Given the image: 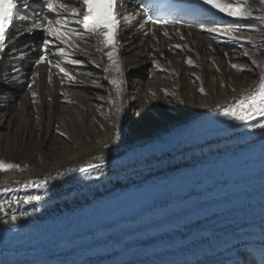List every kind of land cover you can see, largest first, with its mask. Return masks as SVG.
Here are the masks:
<instances>
[{
	"label": "bare ground",
	"instance_id": "1",
	"mask_svg": "<svg viewBox=\"0 0 264 264\" xmlns=\"http://www.w3.org/2000/svg\"><path fill=\"white\" fill-rule=\"evenodd\" d=\"M70 1L76 6L80 3ZM248 1L256 9L254 16L231 25L239 27L240 40L209 32L210 27L155 28L149 35H142L136 26L122 30L119 74L109 67L100 42L87 31L84 36H55L51 74L45 65L27 69L22 64L31 52L29 44L6 54L0 62L4 102L0 105V160L20 167L0 170V191L11 190L0 196V227L36 225L114 193L157 182L172 170L178 174L207 158L219 160L240 148L263 145L264 128L252 125L264 118L162 153L131 158L137 148L217 116L236 102L234 98L259 86L264 69V21L257 17L264 16V4ZM234 64L244 70L233 68ZM113 79L122 81L119 92ZM101 158L105 167L75 181L52 189L27 188L88 164H100ZM37 195L39 200L25 203ZM256 204H264V199L198 213L116 248L54 264H201L248 242L233 238L238 230L264 222V216L229 222L217 232L211 226L228 217L226 221L233 220L237 214L264 212L260 207L251 209ZM12 216L17 219L13 221Z\"/></svg>",
	"mask_w": 264,
	"mask_h": 264
},
{
	"label": "snow or ice",
	"instance_id": "2",
	"mask_svg": "<svg viewBox=\"0 0 264 264\" xmlns=\"http://www.w3.org/2000/svg\"><path fill=\"white\" fill-rule=\"evenodd\" d=\"M79 2L84 6L85 12L83 13L82 23L84 29L88 30L91 33H94L96 37L100 38L101 43L105 46V48L110 49L106 52L107 60L109 62V67L115 71L116 73L121 72L120 61L117 58V43L115 41L116 29L118 27L119 21L117 19V13L113 11L116 0H108L107 3H102L100 0H79ZM203 2L207 5H210L212 8L217 9L219 12L226 14L228 17H232L236 20H249L253 17V10L251 6L248 4V0H203ZM262 4H264V0H260ZM25 6L26 0H25ZM66 5L64 3H56L54 0H44L42 12L44 19L48 20L49 23V13L55 15V23L58 27H45L42 23H35V29H43L50 36H60L64 38L67 36V32L63 31V29L67 26L66 17L60 14L59 10L65 9ZM17 9L16 0H11L10 3L0 2V53H3L7 48V44L5 43L6 39V29L11 24L14 12ZM72 15H78L77 10L73 9ZM146 19L144 23L140 24V28L143 29L144 25L151 22L153 24H167L170 21L154 19L152 15H149L147 11L145 12ZM264 21V16L257 17ZM176 22V21H172ZM209 32L213 33H221L226 39L232 40H240L242 37L236 35L239 31V27H233L231 25L223 26V27H213L208 29ZM167 35V33H165ZM67 39H64V43L67 44ZM45 47L51 41H45ZM176 47H180L177 45ZM61 54H64V49H59ZM245 56L248 53H244ZM45 56H41L38 63L40 61L45 60ZM73 63H78V61H73ZM189 64H192V60L189 58ZM255 64V61H253ZM59 67V65H57ZM233 68H236L239 71H243L239 65H233ZM107 70V69H106ZM61 72H66L65 69L61 68ZM71 76L70 73H67ZM260 84L259 86L250 93H246L239 99L234 98L236 101L231 106L226 107L223 110V115L231 117L237 121L248 122L256 119V117H264V69L260 70ZM113 85H116L117 91H120V84L122 81H118L113 79L111 81ZM201 92L204 89L201 87ZM253 127L264 128V122H260L252 125ZM117 134H119V129H117ZM107 147V145H105ZM103 164V159L101 158L100 164H88L86 167L80 169V171H88L92 168L101 167ZM18 164L6 163L0 160V170H10L13 168H19ZM28 185H25L27 187ZM32 187L38 189H46L48 187L47 179L37 181L32 183ZM8 188H5L4 191H8ZM40 196H29L25 203H30L32 200H39ZM11 219L15 221L16 216H12Z\"/></svg>",
	"mask_w": 264,
	"mask_h": 264
},
{
	"label": "rangeland",
	"instance_id": "3",
	"mask_svg": "<svg viewBox=\"0 0 264 264\" xmlns=\"http://www.w3.org/2000/svg\"><path fill=\"white\" fill-rule=\"evenodd\" d=\"M132 99V98H131ZM2 99L0 98V105H3L2 103H4L3 101H1ZM6 101V100H5Z\"/></svg>",
	"mask_w": 264,
	"mask_h": 264
}]
</instances>
